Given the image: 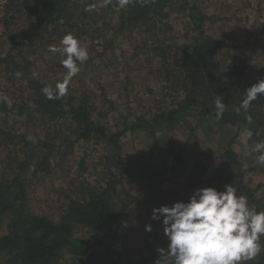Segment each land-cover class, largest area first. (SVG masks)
Here are the masks:
<instances>
[{"label": "trees", "instance_id": "16d2710c", "mask_svg": "<svg viewBox=\"0 0 264 264\" xmlns=\"http://www.w3.org/2000/svg\"><path fill=\"white\" fill-rule=\"evenodd\" d=\"M90 2L91 0H7L4 3L1 21L4 31L0 39H6L9 46L6 51H0V80L2 82L4 79L7 86L13 85L15 90L12 99L4 94L0 99V150H7L11 146L14 148L7 153H0V257L2 262L6 261L8 264H64L65 256L71 257L77 264H154L159 257L157 248L166 247L167 242L149 243L146 253L125 263L102 261L103 256L99 252L106 251L119 256L126 246V227L114 203L119 197L125 201L135 200L124 189H118L125 172L119 141L126 132L133 133L141 128H148L153 144L165 151L166 146L171 145L170 132L176 127L188 131L184 143L187 146L191 134L194 135L201 123L215 121L220 125L238 126L251 145L264 142V96L252 102L248 113L236 111L246 89L264 79V72L256 73L245 64L221 68L214 57L218 42L207 37L201 30V23L209 18L200 13L197 15L187 0H144L143 3L133 0L120 11L116 10L119 0H113L110 8L115 12V23L118 25L111 32L109 40L100 31L101 39L106 42L101 49L100 54H103L113 48V41L119 33L129 29H148L149 25L153 28L166 17L169 7L176 6L189 18L197 34L188 45L160 46L157 42L151 46L150 55L159 57L165 66L160 79L163 82L160 84L162 104L157 101L154 113L149 118L140 120L142 124H130L120 130L112 129L108 132L93 116L99 110L94 99L85 92L79 93L78 89L73 91L68 87L66 95L46 99L41 89L53 84L46 80H30L29 66H32L35 54L32 50H39L45 47L44 44L60 43L59 38L69 32L79 39L84 34V29L79 24L83 22V25H87L86 21L92 15L88 10ZM109 24L110 22L103 23L104 26ZM174 47V53L170 54ZM36 56L38 57V53ZM42 59L40 57V61ZM169 61H172L173 68L168 65ZM19 82L25 84L24 89L28 90L26 94L19 92L22 87ZM6 90L5 87V93ZM217 96H222V102L227 106L219 120L214 116V101ZM12 113L16 118L10 119ZM249 114L252 116L251 124L246 121ZM43 118L49 121L69 118L73 140L60 139L57 134L31 138L21 129H16L15 121L18 119L36 123ZM165 128L163 139H159L156 130ZM245 129L252 130L251 138L246 135ZM82 141L101 149L106 148L107 156L103 157V163L106 164L102 173L104 175L98 181L103 183L102 186H90L86 177L78 175L80 186L61 194L63 212L57 221L36 215L28 205L29 192L25 175L31 173L35 176L37 172L46 171L55 155L61 157V150L72 148L74 143ZM222 148L220 169L228 167L229 172L205 166L202 170L208 176L200 177L191 184L187 183L181 201H187L194 189L214 187L222 191L225 185L231 184L237 189V195L247 197L250 206H255L258 211L264 210L261 195H256L261 185L252 189L245 182L242 172L244 165L233 148V139ZM37 151L43 154L35 158L24 156L17 165H14L15 160L11 163L14 156L12 152H31L35 155ZM181 154L179 151L174 157V162L178 165L182 164ZM15 156L18 158V155ZM117 170L120 174L116 177ZM85 171L84 159L81 157L76 173L82 174ZM76 227L89 229L97 236L101 241L97 242V249L75 237ZM260 240L264 248V236ZM245 264H264V251Z\"/></svg>", "mask_w": 264, "mask_h": 264}, {"label": "rangeland", "instance_id": "374dc122", "mask_svg": "<svg viewBox=\"0 0 264 264\" xmlns=\"http://www.w3.org/2000/svg\"><path fill=\"white\" fill-rule=\"evenodd\" d=\"M6 1L0 0V36L4 31L1 21ZM112 1L91 0L88 6L91 18L86 21L87 25H83V22L79 24L84 29L79 41L81 46L87 48L89 59L80 65V72L72 78L68 86L73 91L78 89L79 93L85 92L94 99L99 110L93 116L108 132L112 129L120 130L130 124H142L140 120L149 118L154 113L156 102L162 104L160 84L163 82L160 79L165 66L159 57L150 55L151 46L157 42L161 44L160 46L188 45L197 36L186 14L172 6L166 10V17L155 27L149 25L148 29L123 31L114 39L113 48L100 54L106 43L101 39L100 31H103L105 39L109 40L111 32L118 25L115 23V12L110 8ZM187 2L197 15L200 13L209 18L201 23V30L220 45L216 46L214 57L221 68L245 64L256 73L264 72V0H187ZM104 22H110L109 26H104ZM61 39L59 38V41ZM52 45L61 46L58 42ZM8 46L6 39L1 38L0 51H6ZM43 46L45 47L39 50H32L35 54L32 57L34 60L32 66L31 64L29 66V77L33 81L46 80L55 87L56 83L64 80L67 73L61 63L64 57L60 53H50L51 45ZM175 49L176 47L171 48L170 54L174 53ZM40 57L43 58L42 61ZM38 59L39 61H36ZM168 65L173 68L172 61H169ZM22 82H19L22 86L19 92L26 94L28 90L25 91V84ZM0 83V99L2 94L12 99L15 95L13 85L7 86L4 79L2 82L0 80ZM14 118L15 114L12 113L10 119ZM45 119L36 123L18 119L15 126L31 138L44 135L51 137L57 134L60 139L73 140L69 118L59 121ZM124 122L127 124H123ZM149 131L148 128H141L137 132H126L119 141L125 172L118 189H124L135 200L125 201L119 197L120 199L114 201L126 227V246L119 256L99 251L103 256L102 261L114 263L133 261L147 252L149 243L167 242L163 236L161 222L150 219L152 209L181 201L187 183L191 184L200 177L208 176L202 170L205 166L220 169L222 147L231 139L241 163L247 164V167L242 169L245 182L251 185L252 189L256 185H261L256 195L258 197L261 195L264 201V164L257 160L259 153L255 151L256 145L247 142L246 136L238 126L220 125L215 121L209 124L203 122L195 130L194 135L191 134L188 147L184 145L188 131L176 127L170 132L171 145L168 144L165 151L153 144ZM165 131L166 128L156 130L157 137L163 139ZM11 147L0 150V153L14 149ZM61 151L62 156L55 155L46 171L37 172L35 176L29 173L24 177L27 181L30 210L32 209L38 216L54 221H57L63 212L61 194L80 186L78 175L86 177L85 180L90 186L100 184L102 186L103 183L98 181L103 177V168L106 166L103 163V157L107 156L106 148H98L90 142H76L72 148ZM179 151L182 153V164L178 165L174 162V157ZM12 153L14 156L11 163L15 160L14 165L20 163L24 156L35 158L43 154L40 151L35 155L31 152ZM15 155H18V158ZM81 157L84 159L86 169L82 174L76 173ZM220 170L229 172L228 167H222ZM112 174L115 175L113 171ZM119 174L117 170L115 176ZM149 224L152 231L146 232L145 225ZM74 235L92 245L94 249H97V242H101L86 228L76 227ZM74 262L69 256H65L63 260L64 264H77ZM0 263L8 264L6 261L2 262L1 257Z\"/></svg>", "mask_w": 264, "mask_h": 264}, {"label": "clouds", "instance_id": "9594fccd", "mask_svg": "<svg viewBox=\"0 0 264 264\" xmlns=\"http://www.w3.org/2000/svg\"><path fill=\"white\" fill-rule=\"evenodd\" d=\"M133 0H119L120 11ZM143 3L144 0H136ZM61 46H49L50 53H60L64 59L62 66L67 70L62 82L55 87L46 85L41 89L46 99L52 100L64 96L74 76L80 72V65L89 59L87 48L81 46L71 32L65 34ZM19 75V73L17 74ZM264 96V79L246 89L237 113L249 112L252 102ZM223 97L214 101L215 119L219 120L226 111ZM248 124L252 116H246ZM251 138V129H245ZM257 160L264 164V142L257 143ZM247 167V164H244ZM150 219L160 221L167 246L157 248L159 257L154 264H245L256 258L264 248L261 236H264V210L258 211L250 206L244 195H237V189L225 185L222 191L214 187L194 189L187 201H177L171 205L153 208ZM145 231L151 232L152 226L145 225Z\"/></svg>", "mask_w": 264, "mask_h": 264}]
</instances>
